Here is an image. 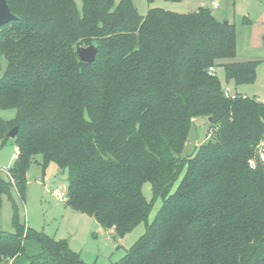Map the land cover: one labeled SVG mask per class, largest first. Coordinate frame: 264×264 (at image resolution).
<instances>
[{
  "label": "trees",
  "instance_id": "16d2710c",
  "mask_svg": "<svg viewBox=\"0 0 264 264\" xmlns=\"http://www.w3.org/2000/svg\"><path fill=\"white\" fill-rule=\"evenodd\" d=\"M7 2L17 19L0 26V109L17 111L0 119V139L17 126L18 150L1 192L13 185L24 199L30 165L54 162L72 209L120 237L145 222L120 264H264V101L226 96L215 73L255 80L256 61L233 59L235 25L204 7L141 15L132 0ZM91 43L94 61H80L76 48ZM199 117L213 138L180 156ZM12 221L0 264H86L65 240L23 226L16 205Z\"/></svg>",
  "mask_w": 264,
  "mask_h": 264
},
{
  "label": "rangeland",
  "instance_id": "374dc122",
  "mask_svg": "<svg viewBox=\"0 0 264 264\" xmlns=\"http://www.w3.org/2000/svg\"><path fill=\"white\" fill-rule=\"evenodd\" d=\"M118 3L120 0H114ZM137 12L145 15L149 8H163L174 13H192L200 7L211 10L222 22H231L236 27V57L234 60L256 61V77L253 82L234 85L225 81L222 66L215 68L222 87H228L230 93L246 94L264 101V0H132ZM80 10L82 0H74ZM83 46V45H82ZM231 60V59H230ZM7 66L4 57L0 58V76ZM14 108L0 109V119L7 120L16 115ZM214 125L205 117L193 120L188 139L180 156L193 153L207 139L213 138ZM9 132V131H8ZM17 145L10 139L6 143L0 139V178L9 181L7 171L16 157ZM38 161L41 157L36 156ZM261 159V157H260ZM27 182L25 196L22 199L18 191L9 186V193L0 190V230L11 233L15 230L12 221L14 205L17 206V219L23 226L44 233L57 240L63 239L70 249L78 251L86 264H120L128 248L134 244L146 229L140 222L122 237L112 227L103 228L92 214L72 209L63 200L55 196L54 190L66 188L67 170H62L54 162L44 169L38 163H32L26 171ZM142 194L151 202L152 191L149 182H143ZM155 200L148 215L149 222L161 205Z\"/></svg>",
  "mask_w": 264,
  "mask_h": 264
},
{
  "label": "water",
  "instance_id": "95a60500",
  "mask_svg": "<svg viewBox=\"0 0 264 264\" xmlns=\"http://www.w3.org/2000/svg\"><path fill=\"white\" fill-rule=\"evenodd\" d=\"M16 19H17V16H15L11 12L7 0H0V26H3L6 23L16 20ZM226 22L227 21H225L224 23ZM76 53L80 61L90 63V62H93L95 59V56L97 54V46L93 43L89 45L78 46L76 48ZM208 120L210 122L212 121L210 117L208 118ZM17 130H18L17 126H14L12 129H10L8 132L9 137L11 138L14 137Z\"/></svg>",
  "mask_w": 264,
  "mask_h": 264
},
{
  "label": "built area",
  "instance_id": "2783aa9c",
  "mask_svg": "<svg viewBox=\"0 0 264 264\" xmlns=\"http://www.w3.org/2000/svg\"><path fill=\"white\" fill-rule=\"evenodd\" d=\"M211 70H213V67L209 68V71H211ZM223 90H224V93H225L226 96L234 97L235 93H230L228 87H223ZM260 157H261L262 160H264V150H262L260 152ZM248 164L250 166H253L254 165V160L253 159H249L248 160ZM53 192H54L55 196L58 197L59 200H63L64 202L66 201V199H67V190H66V188H58L57 187V189H55Z\"/></svg>",
  "mask_w": 264,
  "mask_h": 264
},
{
  "label": "crops",
  "instance_id": "0c3cea01",
  "mask_svg": "<svg viewBox=\"0 0 264 264\" xmlns=\"http://www.w3.org/2000/svg\"><path fill=\"white\" fill-rule=\"evenodd\" d=\"M16 150H18V147H16ZM17 153V152H16Z\"/></svg>",
  "mask_w": 264,
  "mask_h": 264
}]
</instances>
